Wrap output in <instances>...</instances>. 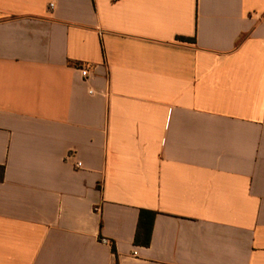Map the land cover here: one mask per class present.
Returning a JSON list of instances; mask_svg holds the SVG:
<instances>
[{"label":"crops","instance_id":"crops-1","mask_svg":"<svg viewBox=\"0 0 264 264\" xmlns=\"http://www.w3.org/2000/svg\"><path fill=\"white\" fill-rule=\"evenodd\" d=\"M0 264H264V0H0Z\"/></svg>","mask_w":264,"mask_h":264},{"label":"trees","instance_id":"trees-1","mask_svg":"<svg viewBox=\"0 0 264 264\" xmlns=\"http://www.w3.org/2000/svg\"><path fill=\"white\" fill-rule=\"evenodd\" d=\"M180 42H183V43H190V44H196V41L193 40V39H188V38H180L179 39ZM155 216V214H153ZM143 216H144V212L141 213V217H140V222H139V229H138V234L141 232L143 228ZM152 223H151V226H150V231H149V235H148V241H147V245H149L150 243V239H151V235H152ZM145 230V229H144ZM113 251L114 253L116 254V248L115 246H113Z\"/></svg>","mask_w":264,"mask_h":264},{"label":"built area","instance_id":"built-area-1","mask_svg":"<svg viewBox=\"0 0 264 264\" xmlns=\"http://www.w3.org/2000/svg\"><path fill=\"white\" fill-rule=\"evenodd\" d=\"M51 7H52V5H51ZM79 70H80V72H81L83 78H88V77H89L90 71H89L88 68H86V67H81V68H79ZM69 158H70V159L73 158V155H70ZM77 167H78V168H81V167H82V164H81L80 162L77 163ZM104 242H105V243H108L106 240H105Z\"/></svg>","mask_w":264,"mask_h":264}]
</instances>
